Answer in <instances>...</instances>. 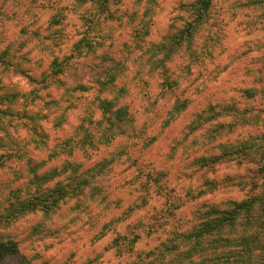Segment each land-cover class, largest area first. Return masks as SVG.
Wrapping results in <instances>:
<instances>
[{
    "label": "clouds",
    "instance_id": "clouds-1",
    "mask_svg": "<svg viewBox=\"0 0 264 264\" xmlns=\"http://www.w3.org/2000/svg\"><path fill=\"white\" fill-rule=\"evenodd\" d=\"M6 264H264V0H0Z\"/></svg>",
    "mask_w": 264,
    "mask_h": 264
},
{
    "label": "trees",
    "instance_id": "trees-1",
    "mask_svg": "<svg viewBox=\"0 0 264 264\" xmlns=\"http://www.w3.org/2000/svg\"><path fill=\"white\" fill-rule=\"evenodd\" d=\"M9 255H10L9 250L3 248V246L0 245V258L2 259L3 256H9Z\"/></svg>",
    "mask_w": 264,
    "mask_h": 264
},
{
    "label": "rangeland",
    "instance_id": "rangeland-1",
    "mask_svg": "<svg viewBox=\"0 0 264 264\" xmlns=\"http://www.w3.org/2000/svg\"><path fill=\"white\" fill-rule=\"evenodd\" d=\"M10 256V255H9ZM9 256H3L2 259L0 258V264H6L7 258Z\"/></svg>",
    "mask_w": 264,
    "mask_h": 264
}]
</instances>
